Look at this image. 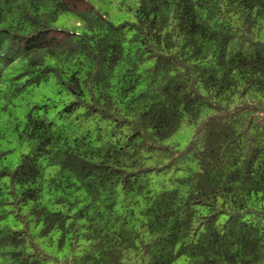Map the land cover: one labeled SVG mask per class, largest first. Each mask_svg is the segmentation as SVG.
Returning <instances> with one entry per match:
<instances>
[{"label": "trees", "instance_id": "1", "mask_svg": "<svg viewBox=\"0 0 264 264\" xmlns=\"http://www.w3.org/2000/svg\"><path fill=\"white\" fill-rule=\"evenodd\" d=\"M118 7L0 0V110L58 86L14 125L0 264H264V0Z\"/></svg>", "mask_w": 264, "mask_h": 264}, {"label": "rangeland", "instance_id": "2", "mask_svg": "<svg viewBox=\"0 0 264 264\" xmlns=\"http://www.w3.org/2000/svg\"><path fill=\"white\" fill-rule=\"evenodd\" d=\"M97 7L108 11L110 17L116 22H121L130 18L128 12L121 10L118 7V0H91ZM79 19L73 13H64L60 15L56 21L59 27L78 30ZM56 84L53 79L49 83H44L39 86H31L15 97V102L7 106L6 109L0 110V168L10 165L14 168L19 162L22 153L27 151V148L20 144L17 134L14 129L17 117L24 120L25 113L34 101H40L46 97L56 98ZM58 87V86H57ZM2 104L5 101L2 99ZM195 132V126L183 124L171 137L166 139L165 143L177 144L183 149ZM174 264H187V257H180Z\"/></svg>", "mask_w": 264, "mask_h": 264}]
</instances>
